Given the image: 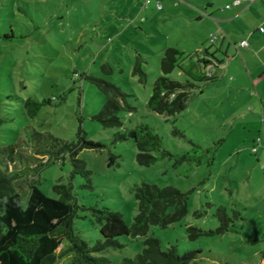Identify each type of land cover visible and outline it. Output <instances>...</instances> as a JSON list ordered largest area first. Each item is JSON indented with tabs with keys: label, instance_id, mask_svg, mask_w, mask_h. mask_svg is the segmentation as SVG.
Returning a JSON list of instances; mask_svg holds the SVG:
<instances>
[{
	"label": "rangeland",
	"instance_id": "obj_1",
	"mask_svg": "<svg viewBox=\"0 0 264 264\" xmlns=\"http://www.w3.org/2000/svg\"><path fill=\"white\" fill-rule=\"evenodd\" d=\"M146 1L0 0V118L5 119L0 127V168L7 164L12 146L15 163L10 162L7 169L28 170L24 179L15 182L16 189L25 193L27 182L33 181L45 195L55 198L52 186L58 181L69 182V160L46 163L32 159V151L49 149L57 142L71 143L81 127L87 140L101 148L79 154L91 171L92 189L81 188L84 181L74 178L78 206L109 209L130 226L137 214L135 186L150 183L174 187L189 194L188 212L178 223L150 228L149 236L157 238L163 250L175 246L179 255L198 252L189 264H264L261 142L257 128L249 130L251 114L243 103L245 98H234L228 89L226 71L217 83L196 84L186 109L174 117L147 108L153 84L160 76L164 51L178 47L183 52L181 64L189 62L199 47H209V36L218 39L210 49L218 47L221 35L218 31L209 35L210 23L197 21L195 16L202 14L200 20L209 18L203 11L209 2L214 3L216 11L227 14L226 5L232 3ZM217 55L218 60L223 56ZM137 59L146 75L144 84L133 75ZM103 66L111 72L104 73ZM216 68L212 62L208 72L212 75ZM178 72L176 68L169 77L183 82L185 76ZM91 76L113 83L128 95L127 102L135 110L118 113L122 127L105 129L93 119L104 105L105 96L86 79ZM29 98L52 101L41 106L35 117H29L24 108ZM257 123L261 124L259 120ZM142 124L161 137L171 155L189 151L191 142L209 150V154L198 166L176 165L174 157L168 156L149 167L139 166L134 143H115L114 136ZM110 154L116 162L109 167ZM154 155L159 157L158 153ZM35 166V170L30 169ZM219 206L240 212L242 220L234 221L235 231L190 239L188 227L205 232L218 228L215 213ZM78 216L75 229L93 243L99 231L91 223V212L78 211ZM118 240L122 249L104 253L114 263L134 258L143 249V237Z\"/></svg>",
	"mask_w": 264,
	"mask_h": 264
},
{
	"label": "trees",
	"instance_id": "obj_2",
	"mask_svg": "<svg viewBox=\"0 0 264 264\" xmlns=\"http://www.w3.org/2000/svg\"><path fill=\"white\" fill-rule=\"evenodd\" d=\"M204 53L207 54V51ZM207 56L210 59L212 57L209 54ZM181 57L182 53L175 48H167L164 51L160 61V76L153 84L147 102L150 112L174 117L186 109L188 98L197 88L196 84L206 85L213 81L211 74L206 75L200 70L202 61L198 59L197 54L192 55L196 61L188 69L179 64ZM140 63L141 60L137 59L133 75L138 76L139 82L144 84L146 75ZM207 63L211 64V61L208 60ZM176 68L183 72V82L169 77ZM102 71L109 74L111 69L103 66ZM86 79L94 83L105 96L104 105L93 119L105 129L122 127L118 113H131L135 110L127 102L128 95L104 79L94 76ZM51 101L27 99L24 103L26 114L35 117L40 107L50 104ZM4 122L5 119L0 118V127ZM128 140L134 143L137 149L136 162L143 167H149L165 156L174 157L176 165L186 163L198 166L209 154V150L191 142L189 151L182 155H171L163 147L161 137L144 124L114 136L115 143ZM100 148L98 144L87 140L86 133L79 127L75 141L71 143L57 142V146L49 149H33L35 156L31 157L34 160L52 164L63 163L66 158L69 160V182L63 184L58 181L54 184L52 192L55 198H52L45 195L33 181L27 182L25 193L16 189L15 182L24 179L28 170L23 167L24 170L7 169L10 162L14 165L13 156L16 153L12 146L9 147L8 162L0 168V264H189L196 258L198 252L179 255L175 246L163 250L161 242L149 236L152 226L166 228L180 222L187 215L188 193L174 187H158L150 183L135 186L133 192L137 201V214L130 226L109 209L78 206L74 194V178L80 177L84 181L81 188L92 189L91 171L86 168L79 154L86 149ZM154 153H158L159 157ZM115 159V156L109 155V167L115 164ZM36 166L30 169L35 170ZM85 210L91 212V223L98 226L99 237L93 243L84 240L74 225V220L79 217L78 211ZM215 216L219 224L217 229L205 232L188 227L190 239L235 231L234 221L242 220L239 211L224 206L216 209ZM121 237H143V249L134 258H123L119 263H114L105 257L104 253L122 249L123 245L118 240Z\"/></svg>",
	"mask_w": 264,
	"mask_h": 264
},
{
	"label": "crops",
	"instance_id": "obj_3",
	"mask_svg": "<svg viewBox=\"0 0 264 264\" xmlns=\"http://www.w3.org/2000/svg\"><path fill=\"white\" fill-rule=\"evenodd\" d=\"M227 1L232 3L231 6L226 5L229 6L227 14L216 11L213 2H209L207 8L203 10L209 18L200 20L202 14H196L197 21L210 23L209 35L218 31L221 42L218 47L210 49L218 39L214 36L215 40L211 42L209 36L210 46L199 47L193 55L199 56L207 51L206 56L208 54L212 56L210 65L212 66V62L217 64L216 71L211 75L213 78L211 83L219 82L226 71L230 93L235 96L234 98H245L243 103L251 114L249 130L255 131L257 128V136L261 142L259 157L264 160V0H239V4H234L236 0ZM242 41H246L248 46L240 47ZM223 44H226L225 49H222ZM174 48L183 55L178 47ZM217 53L223 55L220 60L217 59ZM195 61L196 58L193 57L189 62L181 63V66L188 69ZM207 61L200 64V70L204 73L208 71L203 66ZM178 73L184 76L183 72ZM199 93L202 94L203 90ZM257 120L261 124L258 125ZM252 142L254 145V141ZM261 188L264 189V184Z\"/></svg>",
	"mask_w": 264,
	"mask_h": 264
},
{
	"label": "built area",
	"instance_id": "obj_4",
	"mask_svg": "<svg viewBox=\"0 0 264 264\" xmlns=\"http://www.w3.org/2000/svg\"><path fill=\"white\" fill-rule=\"evenodd\" d=\"M146 3L148 4L149 3V0H147L146 1ZM240 3V1L239 0H236L235 2H234V4H239ZM227 8H229V6H227ZM157 9H160V5H157ZM215 40V37L214 36H211L210 37V41L211 42H213ZM246 46H248V43L246 42V41H242L241 43H240V47H246ZM198 59L199 60H201V61H205V60H208V58H207V56H206V54L205 53H202L201 55H199L198 56ZM208 62V61H207ZM203 66H204V69L205 70H208V69H210L211 68V65L210 64H203ZM206 75H210V73L207 71L206 72ZM263 169H264V165H263Z\"/></svg>",
	"mask_w": 264,
	"mask_h": 264
},
{
	"label": "clouds",
	"instance_id": "obj_5",
	"mask_svg": "<svg viewBox=\"0 0 264 264\" xmlns=\"http://www.w3.org/2000/svg\"><path fill=\"white\" fill-rule=\"evenodd\" d=\"M22 210H23V208H22Z\"/></svg>",
	"mask_w": 264,
	"mask_h": 264
}]
</instances>
